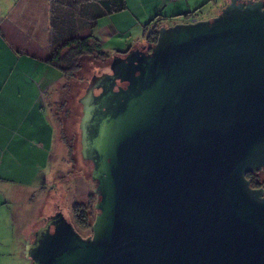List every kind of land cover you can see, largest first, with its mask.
Listing matches in <instances>:
<instances>
[{"label":"water","instance_id":"obj_1","mask_svg":"<svg viewBox=\"0 0 264 264\" xmlns=\"http://www.w3.org/2000/svg\"><path fill=\"white\" fill-rule=\"evenodd\" d=\"M113 54L80 98L97 195L85 236L63 208L29 264H264V0L162 23Z\"/></svg>","mask_w":264,"mask_h":264},{"label":"crops","instance_id":"obj_2","mask_svg":"<svg viewBox=\"0 0 264 264\" xmlns=\"http://www.w3.org/2000/svg\"><path fill=\"white\" fill-rule=\"evenodd\" d=\"M126 1V9L104 14L95 21L93 33L111 54L125 51L118 48L122 43L117 39L120 33H127L135 40L128 50L147 39L145 27L154 19L160 20V24L168 20L173 24L193 16L187 17L184 14L187 12H196L201 17L198 12L202 8L216 3L212 8L221 9L228 0ZM51 6V0H0V22L4 17H11L47 48L52 34ZM84 6L77 21H90L92 12L104 9L99 1L87 2ZM18 33L15 27L7 31L14 39L19 38ZM54 70L38 58L17 51L0 32V264L28 263L24 261V247L30 237L26 235L29 227L20 223V217L24 218L33 209L40 219L50 215L52 211L46 215L44 211L52 203L46 199L48 193L42 192L50 191L53 197V190L59 189L53 180L57 129L48 100L43 96L44 90L52 85L49 81L57 75ZM58 206L57 200L55 208ZM21 229L25 231L24 236L20 234Z\"/></svg>","mask_w":264,"mask_h":264},{"label":"rangeland","instance_id":"obj_3","mask_svg":"<svg viewBox=\"0 0 264 264\" xmlns=\"http://www.w3.org/2000/svg\"><path fill=\"white\" fill-rule=\"evenodd\" d=\"M215 4L211 3L206 8H202L204 5L200 7L199 9L202 8L198 12L201 16L200 18L216 15L222 8L217 9V6L212 8ZM164 23L172 24L170 20ZM117 39L122 42L121 46L118 47L122 48L121 50H126L135 41L133 38L130 39L127 33H120ZM81 60L83 67L79 71H75L72 78L61 75V72L55 68L56 70L53 72H56L57 75L51 78L53 80L49 82H52V85L49 89L44 90L45 93L43 94L45 99L48 100L57 129L55 151L57 155L53 162V167L55 168L53 170V180L55 182L54 185L59 188L58 191L53 190V197L50 196V191L42 192L43 194L48 193L46 199L52 203L49 205L48 211H44V214H49L51 211V214L56 212L55 204L58 200L59 208L61 207L68 211L75 223V216L71 213L73 203L75 201L87 203L89 197H91V193L94 192V186L88 179L92 166L88 161L83 159L81 154V131L79 124L83 115V105L80 102V98L85 94L93 75L97 71L101 72L104 65L107 66L109 63H100L99 60L93 57H84ZM46 199L44 196L43 203ZM45 218L46 216H43L40 219L37 211L33 209L28 211L24 218L20 217V223L28 226V230H30V228L39 224L40 220L42 223ZM33 219L37 222L35 223ZM83 232L85 235H88L92 232V229ZM24 233L25 231L21 229L20 234L24 236ZM24 258L26 257L24 256ZM25 260L28 261L27 264L30 263L29 260Z\"/></svg>","mask_w":264,"mask_h":264},{"label":"trees","instance_id":"obj_4","mask_svg":"<svg viewBox=\"0 0 264 264\" xmlns=\"http://www.w3.org/2000/svg\"><path fill=\"white\" fill-rule=\"evenodd\" d=\"M93 1L101 2L104 9L101 12H92L90 15L92 20L90 21H77V15H82L85 9L84 4ZM51 2L52 34L50 46L47 48H43L42 44L31 37L29 32L22 29L11 17H4L1 20L0 32L8 38L17 51L38 58L41 62L58 69L61 75L69 78H72L75 71H79L83 67L81 59L84 57H93L99 60L100 63L108 62L112 58L113 54L106 51L102 42L93 33L96 25L95 21L104 14H111L126 9V0H51ZM69 11L71 13L64 16V13ZM184 14H187V17L196 16V12ZM159 22L161 21L154 19L147 23L145 27L146 41L149 43H154L158 40ZM13 27L19 32L18 39H14L12 34L10 36L7 34L8 29ZM248 177L251 178L250 174ZM252 182L254 187L258 186L257 183ZM90 196L87 203L75 201L71 209L76 223L74 219L72 221L83 235H85L83 231L92 229L96 215L95 200L97 195L92 192ZM57 209H59V206Z\"/></svg>","mask_w":264,"mask_h":264},{"label":"flooded vegetation","instance_id":"obj_5","mask_svg":"<svg viewBox=\"0 0 264 264\" xmlns=\"http://www.w3.org/2000/svg\"><path fill=\"white\" fill-rule=\"evenodd\" d=\"M196 17H197L198 19H200V17H198V16H196ZM250 177L252 178V181H254L255 183L258 184L257 187H262V185L264 184V172H263V173L260 172V173H257V174H250ZM56 210H57V209H56ZM37 225H38V224H37ZM37 225L34 226L33 229L36 228ZM34 230H35V229H34ZM34 230H31V229L28 230L26 235L32 237V231H34Z\"/></svg>","mask_w":264,"mask_h":264},{"label":"built area","instance_id":"obj_6","mask_svg":"<svg viewBox=\"0 0 264 264\" xmlns=\"http://www.w3.org/2000/svg\"><path fill=\"white\" fill-rule=\"evenodd\" d=\"M197 20H199V19L196 16H191L190 18L185 19L186 22L197 21Z\"/></svg>","mask_w":264,"mask_h":264},{"label":"bare ground","instance_id":"obj_7","mask_svg":"<svg viewBox=\"0 0 264 264\" xmlns=\"http://www.w3.org/2000/svg\"><path fill=\"white\" fill-rule=\"evenodd\" d=\"M181 22V21H180ZM150 32V31H149Z\"/></svg>","mask_w":264,"mask_h":264}]
</instances>
